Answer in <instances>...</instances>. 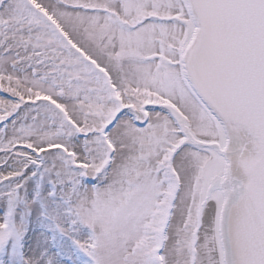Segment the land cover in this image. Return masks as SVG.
I'll list each match as a JSON object with an SVG mask.
<instances>
[{
  "label": "snow or ice",
  "instance_id": "1",
  "mask_svg": "<svg viewBox=\"0 0 264 264\" xmlns=\"http://www.w3.org/2000/svg\"><path fill=\"white\" fill-rule=\"evenodd\" d=\"M0 264H264V0H0Z\"/></svg>",
  "mask_w": 264,
  "mask_h": 264
}]
</instances>
